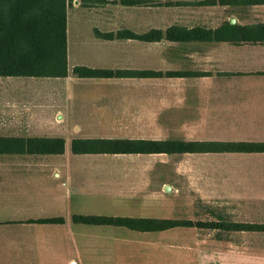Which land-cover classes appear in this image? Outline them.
<instances>
[{
	"label": "crops",
	"instance_id": "obj_1",
	"mask_svg": "<svg viewBox=\"0 0 264 264\" xmlns=\"http://www.w3.org/2000/svg\"><path fill=\"white\" fill-rule=\"evenodd\" d=\"M0 79V264H264L234 239L264 231L224 227L264 224V152L73 151L75 139L175 129L185 142H264L251 132L264 130V0H67V74ZM31 138H63L64 151L2 145Z\"/></svg>",
	"mask_w": 264,
	"mask_h": 264
},
{
	"label": "trees",
	"instance_id": "obj_2",
	"mask_svg": "<svg viewBox=\"0 0 264 264\" xmlns=\"http://www.w3.org/2000/svg\"><path fill=\"white\" fill-rule=\"evenodd\" d=\"M81 76L114 75L121 71L75 67ZM67 74V0H0V76H65ZM17 151L62 153L63 138L15 139L2 144ZM264 152L262 143L185 142L184 140L75 139V153H150L186 151ZM59 219H48L55 222ZM75 221L160 231L193 226L192 221L76 216ZM215 227V224L198 223ZM224 226V225H223ZM234 230L264 231V224H232Z\"/></svg>",
	"mask_w": 264,
	"mask_h": 264
},
{
	"label": "rangeland",
	"instance_id": "obj_3",
	"mask_svg": "<svg viewBox=\"0 0 264 264\" xmlns=\"http://www.w3.org/2000/svg\"><path fill=\"white\" fill-rule=\"evenodd\" d=\"M6 79H0V85H6ZM1 89V88H0ZM2 91L0 90V123L3 121H7L8 120V113L1 111V104L3 103L2 101ZM4 96V95H3ZM90 131H95L98 133H101L103 135H105L106 133H110L116 130H107V129H97V130H90ZM225 130H221V132H224ZM173 135V138H175L176 140H183L184 134H185V130L184 129H175V130H171L170 131ZM252 134H254L257 139L262 140L264 137H262V135H264V130H251ZM110 135V134H109ZM103 137H121V136H117V134H113L111 136H103ZM238 235L239 238H234L235 241L240 244L242 247H244V249H246L245 247H247V249L249 248L250 250H252L253 252H256L258 255H261V258L264 261V233H262V235L260 233H256V235H251L250 238H243L244 235L242 236ZM168 237H164V241H168ZM257 260H252L251 263L256 262ZM257 263V262H256Z\"/></svg>",
	"mask_w": 264,
	"mask_h": 264
}]
</instances>
